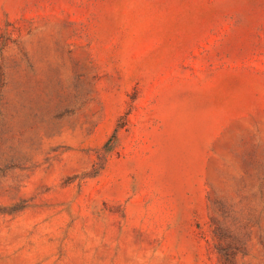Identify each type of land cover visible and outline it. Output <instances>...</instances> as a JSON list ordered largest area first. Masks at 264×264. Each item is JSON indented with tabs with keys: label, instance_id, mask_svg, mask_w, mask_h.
<instances>
[{
	"label": "rangeland",
	"instance_id": "rangeland-1",
	"mask_svg": "<svg viewBox=\"0 0 264 264\" xmlns=\"http://www.w3.org/2000/svg\"><path fill=\"white\" fill-rule=\"evenodd\" d=\"M0 264H264V0H0Z\"/></svg>",
	"mask_w": 264,
	"mask_h": 264
}]
</instances>
